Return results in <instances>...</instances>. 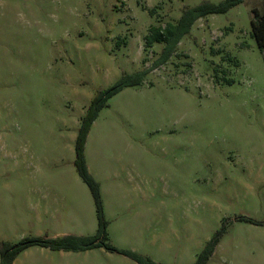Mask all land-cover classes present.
Segmentation results:
<instances>
[{
    "label": "rangeland",
    "instance_id": "374dc122",
    "mask_svg": "<svg viewBox=\"0 0 264 264\" xmlns=\"http://www.w3.org/2000/svg\"><path fill=\"white\" fill-rule=\"evenodd\" d=\"M200 1L0 0V243L96 233L78 128L100 88L142 72L83 145L116 249L32 243L12 264H141L119 249L191 264L217 234L205 264H264V60L251 33L263 0L145 46L150 25Z\"/></svg>",
    "mask_w": 264,
    "mask_h": 264
},
{
    "label": "trees",
    "instance_id": "16d2710c",
    "mask_svg": "<svg viewBox=\"0 0 264 264\" xmlns=\"http://www.w3.org/2000/svg\"><path fill=\"white\" fill-rule=\"evenodd\" d=\"M242 1L244 0H220L219 2L202 0L195 5L186 6L182 9L181 16L178 18L176 23L166 22L164 25H150L148 32L144 37L145 46L151 45L154 41L161 40L167 42V44H169V42H175L179 39V36L186 32L193 22L199 17L214 12H225L230 7ZM251 33L254 36L260 51L263 53L264 60V10L261 12L254 11L253 16L251 17ZM168 54L169 49L164 53L163 58H166ZM141 75L142 72L140 71L134 73H124L113 85L107 88H100L92 99L85 114L82 116L81 123L78 128L75 142V165L83 180L90 187L96 200V211L98 217V228L96 233L92 235L65 233L51 237L30 236L23 238L16 243L2 241L0 243V264H12L16 253L32 243H38L52 249L80 250L89 246L102 244L106 248L116 249V247L110 242L105 241V219L101 210L97 183L87 169L83 154V145L92 120L97 115L99 108L106 102L107 98L124 85L139 83L141 81ZM218 238V234L211 238L197 254L196 259L191 264H205L213 253ZM119 250L135 258L141 264H162L161 262L151 259L148 255H142L141 253L131 249Z\"/></svg>",
    "mask_w": 264,
    "mask_h": 264
}]
</instances>
